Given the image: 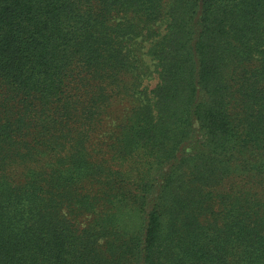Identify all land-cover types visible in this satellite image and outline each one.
<instances>
[{"label": "trees", "instance_id": "obj_1", "mask_svg": "<svg viewBox=\"0 0 264 264\" xmlns=\"http://www.w3.org/2000/svg\"><path fill=\"white\" fill-rule=\"evenodd\" d=\"M0 264H264V0H0Z\"/></svg>", "mask_w": 264, "mask_h": 264}, {"label": "rangeland", "instance_id": "obj_2", "mask_svg": "<svg viewBox=\"0 0 264 264\" xmlns=\"http://www.w3.org/2000/svg\"><path fill=\"white\" fill-rule=\"evenodd\" d=\"M149 60V59H148ZM150 61V60H149ZM145 84L152 89L157 84V78L155 75H151L145 79Z\"/></svg>", "mask_w": 264, "mask_h": 264}]
</instances>
